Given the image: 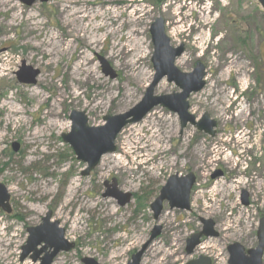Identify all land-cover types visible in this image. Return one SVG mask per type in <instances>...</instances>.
<instances>
[{
	"label": "rangeland",
	"instance_id": "obj_1",
	"mask_svg": "<svg viewBox=\"0 0 264 264\" xmlns=\"http://www.w3.org/2000/svg\"><path fill=\"white\" fill-rule=\"evenodd\" d=\"M12 1L23 11L22 18L34 17L29 23H39L40 28L27 27L29 23L15 20L12 12L0 17V184L8 190L12 207L11 214L0 211V264H41L45 253L36 262L31 259L33 252L25 260L21 258L28 229L40 226L49 213L52 224L59 223L65 239L75 244L74 250L60 253L53 264H84V259L98 264H128L148 242L155 226L163 227V233L152 244L153 251L150 247L144 255L142 264H188L197 257L228 264L230 245L256 248L264 219V11L258 2L126 0L124 5L107 6L106 0H94L88 8L102 16L93 18L90 27L80 24L65 37L55 6L58 0ZM107 9L124 14H117L119 18L113 23ZM160 17L166 23L171 45L186 46L176 67L192 73L201 63L206 79L212 78L205 79L202 92L191 96L189 111L197 119L208 114L217 125L216 135L198 132L191 125L182 130L177 115L157 107L141 122L124 128L116 140L117 151L104 156L84 177L86 165L62 139L72 130L70 117L74 112L84 113L90 127H100L106 117L126 114L143 101L155 75L150 29ZM103 22L110 29L118 24L119 31L107 37L106 32L96 29ZM135 32L142 34L146 43L142 53L124 47ZM54 35L67 40L71 49L58 53L46 46H30L48 43ZM83 36L100 41L96 51L87 55L94 79L77 69L81 63L77 60L81 41L77 39ZM228 58L239 66L227 68ZM103 61L114 77L105 75ZM23 63L40 72L35 85L18 82L16 73ZM139 64L143 66L141 72L136 68ZM67 72L76 74L69 77ZM135 75L138 79L130 78ZM103 91L108 93L99 99ZM179 92L165 79L155 96ZM36 94L43 96L41 102ZM49 111L58 113L62 129H48L51 119H42V115ZM152 127L155 136L149 132ZM43 129L30 146L26 137ZM15 144L19 145L17 153L13 151ZM185 153V158L179 157ZM191 154L197 160H191ZM144 163L149 166L146 170L140 166ZM189 174L196 178L191 211L171 210L165 204L155 221L151 204L169 177ZM233 177L243 185L227 191L222 205L206 210L212 184L219 180L226 187ZM113 181L118 191L132 196L126 207H120L113 198H104ZM38 186H48L51 192L42 197L41 188L34 191ZM199 194L204 196L196 201ZM202 219L213 221L219 236L206 240L189 257L186 241L202 230ZM232 221L234 229L226 231L224 226ZM156 249L162 255L153 254Z\"/></svg>",
	"mask_w": 264,
	"mask_h": 264
},
{
	"label": "water",
	"instance_id": "obj_2",
	"mask_svg": "<svg viewBox=\"0 0 264 264\" xmlns=\"http://www.w3.org/2000/svg\"><path fill=\"white\" fill-rule=\"evenodd\" d=\"M264 11V0H256ZM31 1L29 4H31ZM154 52L152 64L155 71L152 84L146 91L143 101L126 114L118 116H108L104 119L105 125L101 127H90L88 118L84 113H72L70 120L72 122V130L69 134L63 135V141L69 145L75 153L78 161L86 165V169L82 172V176L88 177L91 172L98 167L102 158L108 154L117 151L116 140L118 135L128 125L141 122L153 109L162 107L178 116L182 130L189 125L196 128L199 132H204L210 136H214L216 123L210 120L209 115L205 114L200 121L189 113V98L192 94L201 92L205 86L206 77L205 67L198 63L192 73H183L176 66L175 62L184 53V47L172 48L170 39L165 33V22L163 18H158L152 24L150 29ZM103 72L107 76L114 77L115 74L109 65L102 62ZM40 72L33 70L23 63V66L16 73L18 82L24 85H35L36 79ZM166 79L169 84H174L179 93L172 95L156 97L155 90L157 86ZM19 145H13V151L17 153ZM196 182L193 174L187 178L180 179L172 177L167 186L163 188L161 195L151 206L154 213V219L158 220L163 210V202L167 200L170 207L180 210L190 209V193ZM104 198H113L117 200L120 207H125L130 203L131 195L121 193L116 189L115 181L109 187ZM247 205V201L244 203ZM0 211L7 214L12 213L10 204V195L6 187L0 184ZM51 213L42 219V224L36 228L28 229V242L23 248L24 254L22 261L25 260L32 252L34 255L31 259L36 262L42 253L46 256L41 259V264H53L54 259L62 252L73 250L74 245L65 239V231L59 227V223L52 224ZM204 231L193 236L188 240L186 254L191 256L195 249L200 245V239L203 236L207 238L218 237L214 232V223L212 221L204 222ZM161 228L156 227L152 232L151 239L142 247L140 251L134 254L128 264H141L143 255L147 247L160 235ZM44 244L43 248L38 251L37 247ZM49 251V252H48ZM244 247L240 244H234L229 247L230 261L229 264H262L264 255V219L260 222L258 230V246L254 250H250L246 256ZM84 264H98L92 259H84ZM189 264H211L209 259H199Z\"/></svg>",
	"mask_w": 264,
	"mask_h": 264
},
{
	"label": "bare ground",
	"instance_id": "obj_3",
	"mask_svg": "<svg viewBox=\"0 0 264 264\" xmlns=\"http://www.w3.org/2000/svg\"><path fill=\"white\" fill-rule=\"evenodd\" d=\"M94 2H95L94 0H58L55 3V6L57 8L58 17L62 21L61 26L66 32L64 35L65 37H70L72 35V33L75 32L76 27L79 26L80 24L87 23V27L88 26L90 27V22L94 21L93 18L96 19V18L102 16V15H98L95 10H91L88 8V7H92L93 6L92 3H94ZM125 2H126V0H106L105 1V3H108L107 6H111V5L116 4V3H121L122 5H124V4H126ZM11 12L15 15L14 19L17 21H24L25 20V21H27V23H29L30 21H33L35 19L32 16H30L28 18H22L23 11L20 9V7H18L15 4L14 1H12V0H0V17H3V15L6 16ZM107 12L110 13L113 23L116 22V20H118V18H119V16H117V14H122V15L124 14V13H121L120 11H116V10H112V9H107ZM200 19L203 20L202 15H200ZM30 26L34 27L35 29L40 28L39 23L32 24V25L29 23L27 25V27H30ZM35 29L30 30V31L35 32L36 31ZM96 29H98L99 31L106 32L107 37H109L111 34L115 35L119 31L118 24H114V29H110V28H107V25L104 22L99 27L97 26ZM7 32H8V30L6 31V33ZM80 32L83 33L84 31L80 30ZM175 33H176V31L172 30L171 35L173 37H175V35H174ZM142 36L143 35L138 33V32L133 33L132 36H129L127 38L128 43L126 42L127 46H124V47L125 48L126 47H128V48L133 47V49L135 51H138L140 53L144 52V47H146V43L144 42ZM77 40L81 41V49H80V52L77 54V60H79V62H81V63H79V65L77 66V69H78V71H81L83 74L90 75L94 79L95 77L92 76V74H90V72H89V64L90 63H89V59L87 58V55L91 51H96V49L98 48V46L100 44V41L95 37L88 38L86 36L79 37ZM30 46L33 49H40L41 46L42 47L46 46V48L55 49L58 53L62 49H66V51H69L71 49V46H70V44H68L67 40L62 41L61 39H59L55 35L52 36V39L48 43H43V42L41 43L40 42L39 46H37L35 43H33V44L31 43ZM46 57H48V55H46ZM226 57H228V56L225 55V58ZM228 59H229L228 60L229 64L227 63L228 64L227 68L233 66V68L235 69V68H237V66H239V64H237L234 60L232 62V60L230 58H228ZM179 63L181 64L180 60H179ZM141 66L142 65H140V64L138 66H136L137 70L140 69V72L143 70V66H142V68H141ZM238 71H240V70H238ZM67 74H69L68 75L69 77H74L76 73L74 74L72 72H70V73L67 72ZM137 76L136 75L131 76L130 78H137ZM206 80L209 81V80H212V78L209 77ZM107 93L108 92H105V91L99 93V97H100L99 99L104 98V96H106ZM223 94L227 95V92L224 91ZM35 96L38 99H40L39 102H41L43 100V96H40L38 94H36ZM96 99H97V97L95 98V100ZM129 103L130 102L126 101V100L122 102V104H126V105H129ZM99 107H101V105H96V108H99ZM16 112L19 113L18 111H16ZM45 118L51 119V122L48 123V129H50V130L59 129V128L62 129L63 126L59 120V115H58V113H56V111H49L47 113H44L42 115V119H45ZM149 118H150V116H148L145 121H147ZM153 130H154V128L152 127V129H150L149 132L153 133V135L155 136L156 132H153ZM44 131H45V129H43L40 132H37V130H36L35 133H33V135L27 136L26 137L27 143L30 146H32L33 141L37 137H40ZM138 134L139 133H137V136H140ZM179 157L185 158L186 153L180 154ZM190 158H191V160H197L194 154H191ZM117 161H119V159H117ZM106 162L107 161H104V160L102 161V165L105 164L104 167H106ZM206 163L209 165L211 164L210 162H208V159H206ZM225 185H226V187H224V184H222L219 180H217L216 182H214L212 184V186L210 187L211 192L209 193L210 201L206 202V204H207L206 210H208L210 212L211 210H213L215 205H218V204L222 205V203L226 200L224 198V196L226 195V192L232 190L233 186L243 185V184H241L239 181L236 180V178L233 177L231 179V182L230 183L228 182ZM257 187L259 188L260 186L257 185ZM40 188L41 187L38 186L34 189V191L40 190ZM77 189L75 188L73 190H77ZM9 191H11V190H9ZM41 191L43 192L42 197L47 196L51 192V190H49L48 186L46 188H41ZM203 196L204 195H202V194L196 195L195 200L199 201L200 199L203 198ZM206 198H207V196H206ZM82 205L88 206V205H85L84 203H82ZM234 225H235V223L232 221L230 224L225 225L224 227L226 228V231H230V230L234 229ZM150 249H152V247ZM153 249L151 251H153ZM153 254H157V256H158L159 254L162 255V252H160L159 250L156 249V251ZM5 255H7V257H8L10 255L9 251L6 252Z\"/></svg>",
	"mask_w": 264,
	"mask_h": 264
},
{
	"label": "flooded vegetation",
	"instance_id": "obj_4",
	"mask_svg": "<svg viewBox=\"0 0 264 264\" xmlns=\"http://www.w3.org/2000/svg\"><path fill=\"white\" fill-rule=\"evenodd\" d=\"M165 27H166V23H165ZM166 32V31H165ZM170 45H171V41H170ZM181 46H183L184 47V53H185V51H186V46L184 45V44H180L178 47H181ZM171 47L172 48H178V47H173L172 45H171ZM184 53L182 54V56L184 55ZM181 56V57H182ZM180 57V58H181ZM179 59V58H178ZM177 59V60H178ZM176 60V61H177ZM190 98H191V96H190ZM189 98V99H190ZM188 102H189V100H188ZM190 110V109H189ZM189 113H190V111H189ZM205 115V114H204ZM203 115V116H204ZM208 115V114H207ZM210 117V116H209ZM202 118H200V119H197L196 118V120L197 121H200ZM211 120V119H210ZM212 121V120H211ZM214 122V121H213ZM217 126V125H216ZM216 128L214 129V132H215V134H214V136L216 135ZM190 175V174H189ZM189 175H187V176H178V175H173V176H170L169 177V179H168V181H167V183H166V185L163 187V188H165L166 186H167V184H168V182H169V180L172 178V177H178V178H180V179H184V178H187ZM195 177V176H194ZM196 179V178H195ZM112 184H113V182H112ZM195 184H196V182H195ZM194 184V185H195ZM194 187V186H193ZM193 189V188H192ZM163 190V189H162ZM162 192V191H161ZM191 193H192V191H191ZM191 193H190V197H191ZM160 195H161V193H160ZM160 195H159V197H160ZM158 197V198H159ZM131 198H132V196H131ZM156 201V200H155ZM155 201L151 204V206L155 203ZM130 202H131V200H130ZM129 204V203H128ZM127 204V205H128ZM165 204H168V206H169V208L171 209V210H174V209H176V210H180V209H178V208H171L170 207V203L167 201V200H165L164 202H163V204H162V206H163V210H162V213L164 212V205ZM126 207V206H125ZM151 210H152V208H151ZM180 211H186V212H190L191 211V204H190V209L189 210H180ZM153 212V211H152ZM162 213L160 214V217H161V215H162ZM52 214V213H51ZM153 217H154V213H153ZM159 217V218H160ZM159 218H158V220H159ZM52 219V218H51ZM155 220V219H154ZM158 220H155V221H158ZM263 220V219H262ZM208 222V221H211V220H201V223H202V230L200 231V232H198L197 234H200V233H202L203 231H204V227H205V225H204V222ZM51 222V221H50ZM213 222V221H212ZM261 222V221H260ZM52 223V222H51ZM214 223V222H213ZM156 227H160L161 228V232H160V235L156 238V240L161 236V234L163 233V227H161V226H155L154 228H153V230H152V232L154 231V229L156 228ZM260 228V227H259ZM214 232L215 233H217L218 234V232L215 230V223H214ZM152 232H151V235H152ZM197 234H194V235H192L191 236V238L193 237V236H195V235H197ZM218 236H219V234H218ZM190 238V239H191ZM209 238H213V237H209ZM209 238H207L206 236H203L201 239H200V245L195 249V251H194V253L191 255V256H189V257H193L194 255H195V253H196V250L197 249H199V248H201L202 246L201 245H203V243L206 241V240H208ZM217 238V237H216ZM150 239H151V236H150ZM156 240H154L148 247H147V249H146V251H145V253H144V255L147 253V251H149L150 249V247H152V244L156 241ZM189 240V239H188ZM188 240L186 241V249H187V246H188ZM149 241V240H148ZM236 244V243H235ZM74 245V248H75V244H73ZM234 244H232V245H230L229 247H231V246H233ZM257 246H258V233H257ZM257 246H256V248H257ZM229 247L227 248V251H228V255H229V260H228V264H229V261H230V258H231V256H230V253H229ZM244 247V246H243ZM74 248H73V250H74ZM256 248H254V249H256ZM186 249H185V251H186ZM254 249H250V250H254ZM244 252H245V254H246V256H250L249 254H248V252L250 251V250H246L245 249V247H244ZM137 253V252H136ZM135 253V254H136ZM144 255H143V258H144ZM187 255V254H186ZM188 256V255H187ZM263 257H264V255H263ZM263 257H262V264H263ZM132 258V257H131ZM143 258H142V261H143ZM199 259H202V260H205V259H209L210 260V262H211V264H215V260L214 259H212V258H210V257H197V258H195V259H193V260H191L189 263H191V262H193V261H197V260H199ZM188 263V264H189ZM141 264H142V262H141Z\"/></svg>",
	"mask_w": 264,
	"mask_h": 264
}]
</instances>
